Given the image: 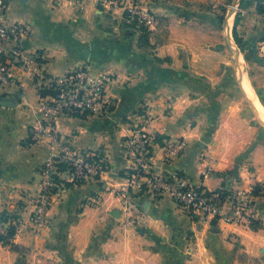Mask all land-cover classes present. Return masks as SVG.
I'll return each mask as SVG.
<instances>
[{
    "label": "crops",
    "instance_id": "obj_1",
    "mask_svg": "<svg viewBox=\"0 0 264 264\" xmlns=\"http://www.w3.org/2000/svg\"><path fill=\"white\" fill-rule=\"evenodd\" d=\"M258 3L253 0L246 3L245 10L251 13L255 5L257 15L248 12L245 22L251 28L239 37L255 47H264V23L256 22L263 16L258 12ZM156 10L171 22L167 25L170 34L167 43H156L159 34L150 37V44L159 46L157 58L138 46L137 35L121 20L95 6L77 11L54 7L47 0L7 2L6 17L28 27L24 46L43 56L51 77L90 62L95 72L115 75L111 89L116 106L109 119L71 118L57 122V133L76 150L103 159L106 173L99 180L70 185L65 194L58 196L60 199L55 198L47 226L36 234L30 202L26 207L19 205L28 203L37 194L39 168L51 153L46 140L35 145L27 143L38 120L35 108L41 96L40 87L20 79L0 92V102L11 103L9 107L0 106V214L16 216L11 221L17 225L14 242L25 251L11 253L0 244V264L11 257L15 264L24 255L31 264H170V258H181V264H264V204L259 199L254 202L261 221L255 228V224L235 225L189 216L167 197L138 195L135 190L132 194L137 197L133 200L143 208L149 222L139 237L121 232L119 192L126 189L129 169L124 138L142 107L150 115L147 130L151 134L184 140L181 156L167 164L162 162V150L157 151L156 172H183L208 190L251 189L245 169L231 171L232 160L222 156L224 143L216 140L215 135L207 140L209 112L199 90L187 85L199 83L202 77L212 81L217 65L212 68L210 63L202 62L198 51L186 41L185 34L193 29L186 25L179 27L185 18L176 15L171 2L158 0ZM228 20H233L232 15ZM241 22L240 15L237 32ZM178 33L180 40L176 41ZM225 35L229 38L226 31ZM10 48V44H5L4 51L9 52ZM182 49L189 52L186 61L180 56ZM87 51L89 56L85 57ZM139 55L146 57L140 60ZM166 56L173 58L166 66L174 69V73L172 76L157 73L151 91L153 64L163 63L158 57ZM153 59L156 62L152 63ZM237 62L242 91L250 102L263 106L264 88L258 84L257 93L247 78L242 59ZM206 166L212 167L213 173L204 178L201 172ZM180 213L186 218H181ZM176 219H181L183 225L174 230V236L170 225L178 223ZM186 233L191 234L190 239ZM165 246H174L177 252Z\"/></svg>",
    "mask_w": 264,
    "mask_h": 264
},
{
    "label": "built area",
    "instance_id": "obj_2",
    "mask_svg": "<svg viewBox=\"0 0 264 264\" xmlns=\"http://www.w3.org/2000/svg\"><path fill=\"white\" fill-rule=\"evenodd\" d=\"M54 7L83 11L95 6L121 20L140 36L152 37L162 25L152 10L155 0H47ZM9 0H0V92L17 80L27 79L39 85L41 96L35 111L37 123L31 128L27 143L47 141L51 153L39 169L40 193L35 200L32 222L36 230L47 223L51 201L65 193L69 186L99 180L106 173L103 159L93 153L73 148L67 138L60 136L55 126L60 119L84 120L111 118L116 102L112 95L114 77L95 72L85 62L62 75L51 77L43 56L24 46L29 36L27 26L12 22L5 15ZM10 44L9 52L4 51ZM141 112V111H140ZM139 113V112H138ZM124 138V150L129 162L128 183L120 198H126L124 228L141 225L144 215L130 200L129 190L142 191L153 198L167 197L189 216L210 218L225 223L249 226L254 217L255 202L251 190L237 187L208 190L183 172L165 174L155 171L157 151L162 150V162L179 158L184 150L183 138H160L148 130L150 115L139 113ZM206 167L201 175H211ZM129 196V197H128ZM2 232L6 229H2Z\"/></svg>",
    "mask_w": 264,
    "mask_h": 264
},
{
    "label": "rangeland",
    "instance_id": "obj_3",
    "mask_svg": "<svg viewBox=\"0 0 264 264\" xmlns=\"http://www.w3.org/2000/svg\"><path fill=\"white\" fill-rule=\"evenodd\" d=\"M234 1L236 2L235 7H233ZM157 2L158 0H155L153 2L152 10L157 15L162 25L161 30L156 33L157 35H161L158 39L156 38V43L158 44L160 41V44H162L164 42H168L170 34L167 29V25L169 26L171 22L169 17H166L156 10ZM167 2H171L173 4L174 10L178 12L176 14L177 16L185 18L184 20L180 21L181 23H179V27L186 25L190 29H193L189 34H185L187 39L186 41L189 42L190 46H192V49H196L198 51L197 54L202 57V62L208 64L210 63L209 65L212 66V68L215 64L217 65V72L215 74H212V81L207 77H202L199 83L195 82L194 84H187L199 90L198 92L202 95L204 100L203 104L206 105L204 108L209 112L207 117L208 128L210 129V131L207 140H211L215 135L216 140L222 141L224 143L220 152L223 157L232 160V164L234 165L231 166V171L235 172L245 169V172L248 174V176H250L251 179L250 190L252 191L254 198L259 199V201L264 204V113H262L264 112V105L258 106L257 104H255L256 102H250L249 97L247 98L242 91L238 82V70L235 60V52H237V54L239 55V59L241 58L243 61L247 78L252 88L257 92L258 84L262 85V89L264 88V47L263 45H258V47H255V55H253V53L249 54L247 52H244L236 44L232 34L235 18L237 15H241L242 19V22L238 27V35H243L251 28L250 26L247 27V23L245 22L250 12L245 10L246 6L240 7L241 0H166V3ZM177 3L182 5H179ZM250 14H253L255 16L257 15L255 5L254 8H252ZM230 15H232L233 20L229 22L228 18ZM256 22L259 24H263L264 17L261 16V18H258ZM164 25H166V29L164 28ZM225 31L227 32L230 40L225 35ZM132 32L133 34L137 35L138 46L140 48H144L145 50H149L150 54H153L154 57L157 58L155 54L159 46L153 45L152 43L150 44V37L147 44L142 43L140 41L142 36L134 31ZM178 35L179 33L176 35V41H178V39L180 40V37ZM247 54H249L248 60L246 59ZM187 55H189L187 49H182L180 51V56L184 59V61H186V59L188 60ZM139 56L141 57L140 60L146 57L142 55ZM158 59H161L164 62L154 63L156 62V60H152V63H154L152 71L153 79L150 81L151 84L149 85V89L151 91H153L156 85L155 82L157 80V73L166 75L170 73L169 76H172L174 73V69L166 66V64H171V62L173 61V58L171 56L158 57ZM205 59H207V61H205ZM88 63L90 64V62ZM179 74V77H181V73ZM113 77L115 78V75H113ZM178 78H175L174 80H177ZM166 81L167 80H165V82ZM146 109L147 108L144 107L140 108L142 114H145L147 112ZM38 187L39 188L37 194L29 199L28 203L24 201V204H18L20 207H26V205L30 202L31 221L34 203L40 193V181ZM132 192L133 191L130 188L129 195L130 199L132 200H130L129 202L133 204V209L138 210L140 214L144 215V222L141 225H135L131 228H124L123 221L126 218L124 201L126 198H119V202L122 207V217L121 221L119 222V227L121 228V232L124 233L127 231L132 236L139 237L142 233L141 229L145 227L149 221L146 217L145 212L143 211V208L140 207L135 202V200H133L135 197H137V195H133ZM255 192H257L256 195ZM122 193L124 192H119V197ZM143 194L145 195L144 190L139 191L138 195ZM56 198L60 199L61 197ZM54 201L55 198L50 203L49 211ZM89 202L92 201L89 200ZM95 205L97 204L95 203ZM3 214H0V234L5 235V231L2 232L1 228H8V222L14 221V219H16V216L14 217L13 215L9 214L6 215V219H4L5 217L2 218ZM253 215L254 217L251 218L250 225L252 226V224L255 223V225L259 227L261 216H258V212L256 209ZM179 216L181 218H186L185 214L180 213ZM176 221L178 223L174 222L170 225L172 232L177 227L183 225L181 219H176ZM47 224L48 219L45 226H47ZM33 228L34 230H36L34 224ZM39 232L40 230L35 231L36 234H38ZM186 234L187 239H190L191 234ZM173 235H176V231H174ZM165 248L172 250L174 249V246H165ZM9 250L11 253L14 252L10 248ZM24 252L25 251L23 250L22 253ZM174 252H177V250L174 249ZM11 258L12 259L10 261H3L2 264H13V257ZM179 260L170 258V264H181L182 259L180 258ZM21 264H31L27 260V255H24ZM186 264L189 263L186 262Z\"/></svg>",
    "mask_w": 264,
    "mask_h": 264
},
{
    "label": "trees",
    "instance_id": "obj_4",
    "mask_svg": "<svg viewBox=\"0 0 264 264\" xmlns=\"http://www.w3.org/2000/svg\"><path fill=\"white\" fill-rule=\"evenodd\" d=\"M253 1L259 2L258 3V12L261 13L264 16V4L263 5L260 4L261 0H253ZM246 3H249V0H241L240 7L246 6ZM239 21H240V16L237 15L236 18H235V22H234V26H233V31H232L233 38H234L236 44L239 46V48L242 51L247 52L249 54L253 53V55H255V51H254L255 46H253L250 42L244 41L238 35L237 25H238ZM141 39H140V41L142 43L147 44L148 43V40H149V36H146V35L145 36H142ZM249 54H247V57H246L247 60L249 58ZM139 113H141V112L139 111ZM256 194H257V192H255V195ZM6 215L7 214L4 213L3 216H2V218L5 217ZM4 219H6V217ZM8 224H9V226H8V228L6 230V234L5 235L4 234H0V244L3 245V246H5V247H9L14 252H18V253L21 252L22 253L23 249L20 246H18L17 244H15V242H14L15 236L17 234V225H16V223H13L11 221ZM254 224L255 223H253V225ZM253 227L256 228V225H254ZM22 261H23V256L20 257L16 261L15 264H21Z\"/></svg>",
    "mask_w": 264,
    "mask_h": 264
},
{
    "label": "water",
    "instance_id": "obj_5",
    "mask_svg": "<svg viewBox=\"0 0 264 264\" xmlns=\"http://www.w3.org/2000/svg\"><path fill=\"white\" fill-rule=\"evenodd\" d=\"M236 6V2L234 1V3H233V7H235ZM235 52V51H234ZM86 57H88L89 56V51H87L86 52V55H85ZM238 59H239V55L237 54V52H235V60H236V64L237 65H239L238 64ZM0 106H4V107H9V106H11V103L10 102H0Z\"/></svg>",
    "mask_w": 264,
    "mask_h": 264
}]
</instances>
